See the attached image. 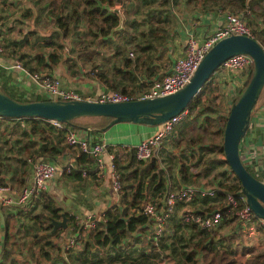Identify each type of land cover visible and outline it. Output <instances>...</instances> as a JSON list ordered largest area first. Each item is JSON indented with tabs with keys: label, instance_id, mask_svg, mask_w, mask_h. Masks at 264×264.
I'll return each instance as SVG.
<instances>
[{
	"label": "trees",
	"instance_id": "1",
	"mask_svg": "<svg viewBox=\"0 0 264 264\" xmlns=\"http://www.w3.org/2000/svg\"><path fill=\"white\" fill-rule=\"evenodd\" d=\"M128 1L24 0L25 7L21 15L28 22L29 28L19 39H10L8 46L6 44L5 46L9 47L11 53H16L18 60L32 71H39L40 69H34L37 66L50 67L55 65L62 58V55H67L70 59H73L72 55H75L88 62L90 61L94 65L92 71L98 76H100V69L97 71L96 68L100 64L99 57H102V61H112L114 65L118 59L126 63L136 62L141 65L140 71L146 73L147 77L150 76L151 79L148 82L150 85L155 79L170 72L175 60L179 56L164 70L156 71L158 65L157 62H154V56L156 52L155 46L157 45L152 43V38L155 37V35H151L152 30L148 33L144 31L140 32L141 41L138 42L135 50H133V57L125 53L126 44L130 43L135 37H130L132 34L128 33V27H137L136 21L129 17L131 10L128 8ZM155 1L148 0L147 3ZM167 1L169 0H161L160 5H164ZM215 1L217 2L218 0ZM118 2H123L124 4L122 11L125 18L124 27L115 29L120 23V16L112 8ZM255 2H259V0H220L222 5H219L230 4L231 7L234 6L233 9L235 10H229V12L236 14V11L240 12L239 14L244 12L245 15L242 17L245 19L248 16L250 19L249 12L253 9ZM17 3L18 0H0L1 7L4 5L14 6ZM151 9H153L152 15H147L149 22H151L152 17H155L156 11L153 5ZM146 34L149 37L148 39L145 38ZM252 36L264 46V27L254 28ZM47 48H51V50L46 52L45 49ZM104 48H113L114 51L110 56H107L103 52ZM33 49H36L37 52L33 53ZM116 66L111 69L112 75L105 73L102 76L105 83L113 90H120L133 96L142 91L138 90L134 92L124 89V81L134 78L135 74L132 72L125 73L123 74V78L117 79L115 76L117 73L115 72ZM247 72L249 73L246 75L244 84L240 86L239 91H242L252 79L254 61H252ZM215 73L204 83L199 93L184 109V116L164 138L162 141V144H164L163 146L161 145L163 148H160L157 154L154 153L149 159H139L136 156V148L134 146L129 147L123 144L109 146V149L116 148L115 163L122 178V185L117 193L118 197H120L115 203L104 210L102 219L95 220L93 226H89L88 223L83 224V222L77 219L76 215L64 211V208L58 204L56 197L48 190H42L34 196L33 199L36 202L33 205V210L31 206L27 210L24 208L25 203L28 201L24 204H13V208L17 211H8V215L5 217V236L2 240L3 244L0 247V264H25L16 255L15 246L19 242L14 239V232L10 225L11 219L18 212L20 214L28 212L26 216L30 214L32 224L29 227L34 230V233L29 228L27 234L33 237L31 242L33 244V255L38 256V264H163L159 261V253L141 249L139 242L146 240V236L144 235L149 230H152L154 237L150 238V246L153 248L157 247L158 243L155 241L161 242L164 246L170 245L172 253L176 256L180 249L178 244L172 239L171 241H167L162 237L165 229L170 226L168 222L175 219V217H178L176 223L177 229L186 226L192 229L193 232L190 234L181 233L180 235H174V237L184 239L181 250L183 259H178L171 264H264V247L263 249L256 250L255 247L251 246L247 250L243 249L239 251L238 248L236 249L232 246V243L226 246L224 245L225 242L220 238L216 239L207 235L211 232L220 231L223 225L230 224L231 222H237L238 224L233 233L240 234L243 232L246 224L240 221L239 217L235 214V210L229 205L227 198V192H236L243 188L240 179L231 169L223 148L224 130L231 105L224 115H219L218 117L206 115L204 120L199 122V118H202L199 116L204 113L203 109H199V107L206 104L205 108H210L207 101L209 93L219 85L218 81H214ZM2 74H4V68L0 66V77ZM2 80H0V88L19 101H36L52 98L41 93L27 94L17 91L14 83L6 78ZM204 94L208 95L205 99L202 96ZM263 95L264 90L260 98ZM236 98L237 96L233 98L232 103ZM255 109L256 106L252 111L251 122L244 137L252 133ZM112 119V116L105 115L87 118L79 117L64 122V127H57L49 122L48 119L42 117H10L0 115V183H11L16 188L25 186L29 182L35 162L40 158L62 163L70 157H75L76 163L72 171L66 174L74 179L81 180L84 178V172L97 177L98 165L95 158L84 151L78 155L76 148L66 141L67 131L69 127L81 130L90 129L96 138L101 137L104 133L102 129ZM214 124H217L218 128H215ZM257 132L255 134V147L257 146V148L261 149L259 145L262 141L264 142V136L261 129L258 128ZM217 135L221 136V142L217 141ZM244 137L240 143L242 159L247 168L257 178L264 181V159L261 157L258 159L254 156V162L247 163V160H250V156L244 152ZM167 143H174L177 147L184 145L185 149L189 148L191 150L189 154L186 155L183 151L179 154L186 159L196 155L197 149H200L198 156L193 159L192 163L198 164L200 162L198 165L205 164L208 166L206 168L208 171L214 170L215 167L219 166L217 165L219 163L220 165H227V169L222 170L220 174L224 177L227 173H233V182L228 180V182H224L222 185H217L216 187L219 189L216 196L197 194L189 201L177 202L169 216L163 221V230L157 232L155 230L157 220L145 212L144 207L147 202L155 203L159 209L165 206L163 205V199L170 187L166 175L167 170L161 166L160 154H163L166 150ZM196 146L198 148H195ZM125 148H130L127 164H123L120 160L122 150ZM256 150L252 149L253 155ZM211 151H219L223 154V157L211 158L212 156H207V153ZM59 154H68V156L61 161L58 158ZM176 156L178 155L171 156L170 160H173L172 158ZM183 158L180 173L185 179L188 177V172ZM210 159V164L208 162L205 163L206 160ZM215 162L216 165L214 164ZM169 170L171 173V167H169ZM189 184L193 183L177 184L178 187L176 188ZM197 186L207 187L200 184ZM195 201L197 203L201 202L202 206L196 209L186 208L180 217L173 215L180 205L185 203L190 204ZM38 206L41 209L35 212L34 210ZM3 209H7V206L3 205ZM216 210H220L223 217L221 222L212 228L204 227L194 219L186 220L187 214L206 216ZM62 212H66L69 216L67 228H69L72 234H78V244H80L83 238L88 236L82 251H80L81 249L77 251L72 248L73 246H67L65 240L61 244H58L55 238H58L61 231L66 228H59L55 232L50 233L53 227L50 224L51 218L56 217L61 219ZM253 220L255 221L257 230L263 236L264 225L260 222L258 216L254 217ZM198 229L201 232L198 233ZM193 239H197V241H193ZM94 248L97 251H94ZM102 249L105 250L104 254H100V257L96 258L99 255V250L101 251ZM244 255L246 256L245 258H243ZM78 256H84V259L79 260Z\"/></svg>",
	"mask_w": 264,
	"mask_h": 264
},
{
	"label": "crops",
	"instance_id": "2",
	"mask_svg": "<svg viewBox=\"0 0 264 264\" xmlns=\"http://www.w3.org/2000/svg\"><path fill=\"white\" fill-rule=\"evenodd\" d=\"M147 1L148 0L128 1V8L131 10L129 17L136 21L137 27H128V33L130 35L132 34L130 37H135L130 43L126 44L127 47L125 48V53L128 56H131L130 52H134L133 50H135L138 42L141 41L139 35L141 31L148 33L152 30L151 35H155V37L152 38V43L157 45L155 46L156 52L154 56V62H157L158 65L156 71L164 70L170 66L171 62L175 60L177 56L184 53L190 33L196 34L199 40L202 41L205 37L225 23L227 12H229V10H235L233 9L234 6L231 7L230 4L221 6L222 4L220 3V0L217 2L215 0H169L164 5H160L161 0H156L152 3H147ZM152 5L156 8L155 17H152V20H150L151 22H149L147 15H152ZM24 7V0H18V3L14 6H0V42L4 45L6 44L8 46V41L10 39H19V37H21L29 28L28 22L25 21L21 15ZM35 27L38 28L36 25ZM145 38H149L147 34L145 35ZM7 46L6 52L0 55V66L4 68V74L1 75L0 80L3 81V78L8 79L14 83L17 91H22L27 94L42 93V90L35 80L28 75H24L19 68L11 67V65L18 60V57L16 53H11ZM45 50L48 52L51 48ZM113 51V48L103 49L104 54L107 56H110ZM32 52L36 53L37 50L33 49ZM72 56L73 59H70L67 55H62V58L55 65L50 67L37 66V68L34 69H40L39 71L44 74L59 76L66 87L76 89L86 98H95L100 92L112 89L103 81L104 79L102 76H104L105 73L112 75L111 69L116 65V71H114L117 72L115 75L117 79L123 78V74L125 73L132 72L135 74L134 78L124 81V89L137 92L138 90L147 89L151 85L148 84L151 79L150 76L147 77L148 75L146 73H142L140 71L141 65L136 62L126 63L125 61L118 59L114 65L112 61H102V57H99L100 64L96 68L97 71L100 69V76H98L92 71L94 65L90 61L88 62L75 55ZM218 75L219 72H216L214 81L220 82L221 80ZM236 77L241 76L236 75ZM244 78L245 77L242 76L241 80ZM222 80L227 79L222 77ZM202 96L205 99L206 95L204 94ZM231 103L230 105H232ZM4 124H6V122H4ZM159 126L160 125H148L134 122H120L105 130L101 137L111 146L123 144L125 146L133 147L141 140L152 135ZM77 133L80 136L95 137L90 129H77ZM177 148L178 147L174 143H170L167 145L163 154H160L161 166L167 170L166 175L168 177L167 180L170 188L178 187L175 186L176 184L196 183L194 181L197 180L189 175V172H195L196 165L190 164L188 161H185L188 177L185 179L182 177L180 166L183 156L179 155L180 151H177ZM195 148L198 147L196 146ZM114 149L116 152L115 147L112 149H109L108 147V151L104 153V159L108 165H110L111 161L109 153L113 152ZM122 151L120 160L123 164H127L129 161L128 154L130 148H125ZM68 154H59L58 158L62 161L68 156ZM208 154L209 153H207V156ZM174 155L178 156L173 157V160H170V157ZM184 159L187 160L186 158H183V160ZM190 159L193 161L195 158L192 157ZM198 166L201 167L202 174L199 179L205 180L206 174H209L208 172H210L206 170L208 166L205 164H200ZM169 167H171V173ZM214 170L211 172H214ZM32 174L33 171L31 176ZM47 190L56 197L58 204L64 208V211L76 215L83 224L89 221L92 222L102 219L104 210H106L111 204L115 203L120 197H118V192L112 187L109 168L105 169L104 172L99 176L97 175V177L85 174L82 180L74 179L68 174H57L49 181ZM33 198L34 197L25 203L24 208L26 210L36 202ZM36 204L38 205V203ZM0 207V215L4 220V223L8 211H17L9 208H7L8 210L3 209V205ZM65 231L68 232L70 230L69 228L64 229L61 231L60 236H63L66 233ZM66 235L71 236L72 233ZM1 236L4 237V234ZM57 239L56 241L60 244ZM68 239L69 237L65 239L66 243ZM2 244L3 241L1 239L0 247ZM239 253L241 254V252Z\"/></svg>",
	"mask_w": 264,
	"mask_h": 264
},
{
	"label": "built area",
	"instance_id": "3",
	"mask_svg": "<svg viewBox=\"0 0 264 264\" xmlns=\"http://www.w3.org/2000/svg\"><path fill=\"white\" fill-rule=\"evenodd\" d=\"M116 7L123 8V2L115 4ZM233 33H243L253 35L252 26L241 16L233 12H228L225 23L205 37L202 41L199 40L196 34L190 33L186 42L185 51L174 62L172 70L165 73L161 77L155 79L152 84L135 96L130 95L120 90H105L102 91L95 98H86L76 89L66 87L59 76L44 74L39 71H32L25 66L21 61L16 60L11 67L19 68L24 75L30 76L36 81L44 94L52 98L60 99H96L100 101H123L134 98H149L166 95L179 90L186 85L192 78L199 63L210 50V48L221 38ZM6 52V46L0 43V55ZM134 56V52H130ZM252 57L245 53H239L228 58L218 70L219 74L226 75L224 78L230 79L232 75L236 76L238 72L249 71L252 64ZM216 74V73H215ZM185 112L172 117L171 119L160 124L159 128L149 137L138 142L134 147L136 148V156L139 159H149L154 153L157 154L161 148L162 141L167 134L172 130L177 122L184 116ZM53 125L57 127H64V122L57 119H48ZM66 141L72 144L78 151H84L91 154L98 165L97 175H101L105 169L109 168L111 173V181L113 189L118 192L122 185L121 174L116 168V152L109 153L111 159L110 165L105 162L104 153L110 146L108 142L102 137L91 138L90 136H80L75 128H68ZM76 163L75 157H70L62 163L51 160L39 159L35 162L33 168V176L22 188H16L11 183H0V206L13 205L27 202L29 199L40 193L42 190H47L49 181L57 174L64 175L72 171ZM87 172H84V175ZM218 187H199L197 185L189 184L183 185L179 188H169L164 197V207L159 209L153 202H147L144 210L156 220L155 230L161 232L163 230V221L169 216L170 212L179 201H189L197 194L216 196ZM229 205L235 210V214L239 219L250 227L251 230L256 231V224L253 220L256 213L248 203L247 196L243 189L240 191L227 192ZM222 212L216 210L206 216H194L187 214L186 220L194 219L200 222L204 227L212 228L218 225L222 220ZM260 222L264 225V218L258 216ZM89 226L94 225V221L87 222ZM78 234H72L68 239L67 246L75 247L77 243Z\"/></svg>",
	"mask_w": 264,
	"mask_h": 264
},
{
	"label": "water",
	"instance_id": "4",
	"mask_svg": "<svg viewBox=\"0 0 264 264\" xmlns=\"http://www.w3.org/2000/svg\"><path fill=\"white\" fill-rule=\"evenodd\" d=\"M112 10L120 16V23L115 29L124 27L122 9L115 6ZM239 53L252 57L254 72L250 82L231 105L224 130L223 148L231 169L242 183L248 203L257 216L264 218V181L247 168L240 153V143L249 128L252 111L264 90V46L252 35L233 33L218 40L203 57L191 80L179 90L166 95L123 101L85 98L19 101L0 88V115L42 117L62 122L79 117L112 116L113 119L102 131L120 122L160 125L182 113L212 74L228 58ZM68 221L66 212H62L61 219L52 217L50 233L59 228H67Z\"/></svg>",
	"mask_w": 264,
	"mask_h": 264
},
{
	"label": "rangeland",
	"instance_id": "5",
	"mask_svg": "<svg viewBox=\"0 0 264 264\" xmlns=\"http://www.w3.org/2000/svg\"><path fill=\"white\" fill-rule=\"evenodd\" d=\"M236 12H237V14L240 13L238 11H236ZM263 13H264V0H259V2H255L253 9L249 12L250 19L248 16L245 17V19L248 21V23L252 26L253 30H254V28H257V27H264V14ZM239 15L243 16L245 14H244V12H241V14H239ZM118 39H120V38L118 37ZM248 73L249 72L244 70V71L237 73V75H239L241 77H236V76L232 75L230 77V79L227 78V80H222V77L226 76V75H220L219 74L218 76L220 77V80H221L220 82H217V83H219V85H217V87L211 93H209V97H208V95H206V97H205V98L208 97L207 101H208V104L210 105V108L209 109L205 108L206 104H203L199 107V109H203V111H204V113L199 116V117H202V118H199V122L203 121L206 115H213V116L218 117L219 115H224L225 113H227L229 105L232 102L233 98L235 96H237L239 94V92H241V91H239L240 90L239 88H241L240 86L242 85V83L244 84L246 75ZM242 76H244L245 78L241 80ZM41 94L46 95L43 92ZM212 108H215V109H212ZM85 118H87V117H85ZM253 123L254 124L252 125V133L246 135V137H244V141H243L244 142V152L248 156H250V160L249 161L247 160V163L254 162V160H255L254 156H256V158H258V159L260 157L262 159H264V142L262 141V143H261L263 146L261 144L259 145L261 149L257 148V146L255 147V142H256L255 134L258 133L257 132L258 128L261 129V131L263 132V133L262 132L261 133L264 136V95L261 98H259V100L256 104V109H255L254 114H253ZM213 126L215 128H218L217 124H214ZM217 141L221 142V136L220 135H217ZM163 144H162V146H163ZM166 145H168V143ZM161 148H163V147H161ZM256 148H257V150H256ZM183 149H185L184 145H182L181 147H178L176 150L180 151V152L183 151V153H185L186 155L189 154L191 151L189 148L185 149V150H183ZM252 149L256 150L254 155L252 154ZM199 150L200 149H197L196 155L190 156V157H194V158L197 157L199 154ZM208 156L209 157L212 156L211 158H213V157L214 158H216V157L222 158L223 154L220 153L219 151H211V152H209ZM184 161H188V162H190V164H193L192 163L193 161L190 158H188L187 160L184 159ZM210 161H211V159L207 160L208 164H210ZM205 163H206V161H205ZM198 164L194 163V165H196L195 166L196 167L195 172H192V173L189 172V175H191L192 178L197 179L196 181H194L196 183H193V184H197V185L200 184V185H206L207 187H212V186H217L219 184L222 185V183L228 182V180L233 182V180H232L233 179V173H227L224 177L221 176L220 172L222 170L227 169L228 166L227 165H220V163L217 164L219 166L216 167L214 172H210L209 174H206L205 180H200L199 177L202 174H201V167L198 166ZM214 164L216 165V162ZM210 171H212V170H210ZM32 176L29 178V181H31ZM175 186H177V184ZM22 187H20V188H22ZM24 203H21V204H24ZM200 206H202L201 202L197 203V201L191 202L190 204L185 203L183 205H180L178 207V210H176L173 215H177L180 217V215H182L184 213L186 208L196 209V208H200ZM33 207L34 206L31 205L32 210H33ZM7 208L14 209L13 205L7 206ZM40 209H41V207L38 206L37 208H35L34 211L38 212V211H40ZM27 213L28 212H24V213L20 214L18 212L16 214V216L11 219L10 225H11V228L14 232V236H15L14 239H16L19 242V244L17 246H15L16 247L15 248L16 255L19 257L20 260L24 261L25 264H38L37 263L38 256L33 255V244H31L33 237H32V235L27 234V230H29V228L31 229V227H29V225L32 224V221L30 220V214H29V216H26ZM17 215H18V217H17ZM77 219L79 220V218H77ZM177 219H178V217H175V219L170 220L168 222V224L170 223V226L167 229H165V232L162 236L167 241H171V239H172V240H174V242H176V244H178L180 249L178 251V254H176V256L172 253V247L170 245L164 246L161 242L154 240L155 242L158 243L157 247L153 248L152 246H150V242H151L150 238L154 237V235L152 234V230H149L148 232H146V240H142L139 242V246L141 247V249H143L145 251L152 250V252L159 253V261L163 264H171L178 259H183L182 254H181V250H182V244H183L184 239L174 237V235L175 234L180 235L181 233L190 234L193 232L192 229H189V227H186V226H184L183 228L177 229V227H176ZM237 226H238L237 222H231L230 224L223 225L220 228V231H216L215 233L211 232L210 234H207V235H210L216 239L220 238L222 241L225 242L224 245H226V246H228L229 243H232V246L236 249L237 248L240 249V251H242L243 249L247 250V248L251 247V246L255 247L256 250L263 249V247H264V235L262 236L261 232H259L258 230L253 231L250 229L249 226L247 228V225H246L244 227L243 232H241L240 234H237L236 232L233 233ZM66 229H68V228H66ZM30 231H32V233H34L33 229H31ZM197 232L199 233L201 231H199V229H198ZM3 234L5 236V223H4V220L2 219V217L0 215V240L1 239L3 240L4 237L1 236ZM66 234H71V232L68 231L63 236H60L58 239L57 238H55V239H57L61 244V242L64 241L67 237H69V238L71 237L70 235L68 236ZM185 236H187V235H185ZM87 237L83 238L81 240L80 244H78L72 248L76 249L77 251L81 249L80 251H82L83 246L85 244V240ZM186 240H189V239H186ZM193 241H197V239H193ZM67 242H68V240H67ZM93 250L97 251L96 248H94ZM104 252H105V250H103V249L101 251L99 250V255L96 258H99L100 254L103 255ZM108 252H110V251L108 250ZM245 257L246 256L244 255L243 258H245ZM91 258H92V256H91ZM78 259L83 260L84 256H78ZM73 261H75V260L73 259ZM71 262H72V260H71ZM42 264H45V263H42ZM191 264H196V263H191Z\"/></svg>",
	"mask_w": 264,
	"mask_h": 264
}]
</instances>
